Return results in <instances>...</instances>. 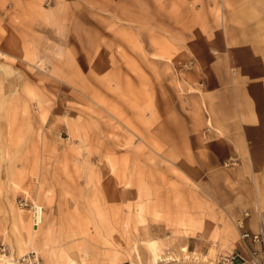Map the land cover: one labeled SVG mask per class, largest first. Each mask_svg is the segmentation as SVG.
<instances>
[{"label":"rangeland","instance_id":"obj_1","mask_svg":"<svg viewBox=\"0 0 264 264\" xmlns=\"http://www.w3.org/2000/svg\"><path fill=\"white\" fill-rule=\"evenodd\" d=\"M224 3L0 0V264L32 251L39 264H218L223 248L197 237L191 199L175 193L174 160L144 161L137 150V176L146 167L158 184L127 181L130 149L160 150L144 138L159 135L156 120L175 133L180 116L193 130L187 82L197 83ZM198 7L210 23H196ZM241 19L240 30L226 18L243 42L259 44L264 30L246 27L260 18ZM32 179L45 200L35 203L37 227L16 186Z\"/></svg>","mask_w":264,"mask_h":264},{"label":"crops","instance_id":"obj_2","mask_svg":"<svg viewBox=\"0 0 264 264\" xmlns=\"http://www.w3.org/2000/svg\"><path fill=\"white\" fill-rule=\"evenodd\" d=\"M247 1L250 7H246ZM257 1L260 4L251 7L252 2ZM228 3L233 6L228 8ZM261 4L264 0H225L220 8L221 20L214 26L213 41L209 40L199 54L202 72L197 74L196 84L187 82L191 88L188 93H193L190 95L194 101L193 130L189 132L187 124L178 116L171 122L175 125V133L168 132V122L161 118L152 127L159 135H144L145 144L159 145L160 150L156 148L151 152L152 147L148 151L142 144L128 152L127 182L131 188L137 181L146 185L149 178L150 182L158 184L146 167H139L138 170H142L137 176V150L145 151L140 158L144 161L174 160L179 179L175 193L178 198L191 199L190 217L192 224L197 226L193 232L199 238L218 241L223 248L219 256L248 257L247 248L240 240L241 230L236 231L233 222L242 221L244 230L250 233L264 231V52L256 51L264 49V38L255 40L259 44L243 42L226 20L229 16L236 17L241 30L244 22L241 17H259L261 21L250 22L252 25H247L246 29L262 32L264 7L258 6ZM193 15L196 23L200 20L211 22V14L204 7L196 8ZM211 49L217 54H211ZM31 184V188L20 181L16 184L19 199L43 207L45 200L40 195L44 191L40 183L32 179ZM131 188L127 191L129 194H132ZM27 212L30 214L29 209ZM221 224L228 226L227 235L214 231L215 226ZM249 246L261 248L260 244L251 242Z\"/></svg>","mask_w":264,"mask_h":264},{"label":"built area","instance_id":"obj_3","mask_svg":"<svg viewBox=\"0 0 264 264\" xmlns=\"http://www.w3.org/2000/svg\"><path fill=\"white\" fill-rule=\"evenodd\" d=\"M19 206L28 207L31 217V223L33 226H38L41 223V218H37L35 206L33 202H28L27 200L19 199ZM247 215V213H245ZM41 216V214H40ZM237 227L240 232V239L245 244L247 248L248 257H239L237 254L231 255H221L219 256L218 264H264V231L261 229L256 233H250L244 230V224L242 221H237ZM249 242L260 244V249H254L249 246ZM4 252V248H0ZM18 264H39V259L36 252H29L17 260Z\"/></svg>","mask_w":264,"mask_h":264},{"label":"bare ground","instance_id":"obj_4","mask_svg":"<svg viewBox=\"0 0 264 264\" xmlns=\"http://www.w3.org/2000/svg\"><path fill=\"white\" fill-rule=\"evenodd\" d=\"M35 206V205H34ZM35 210H36V216H37V218L39 219V218H41V216H40V214L42 213L41 212V208H39V209H37V207L35 206Z\"/></svg>","mask_w":264,"mask_h":264}]
</instances>
